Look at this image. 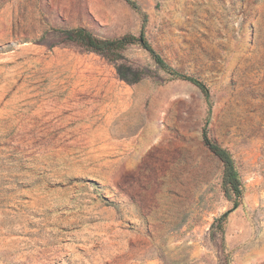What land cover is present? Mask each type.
<instances>
[{"label":"rangeland","instance_id":"1","mask_svg":"<svg viewBox=\"0 0 264 264\" xmlns=\"http://www.w3.org/2000/svg\"><path fill=\"white\" fill-rule=\"evenodd\" d=\"M136 1L148 42L209 102L137 45L128 84L64 41L138 36L122 0H0V264H264V0ZM208 103L244 185L222 234Z\"/></svg>","mask_w":264,"mask_h":264},{"label":"trees","instance_id":"2","mask_svg":"<svg viewBox=\"0 0 264 264\" xmlns=\"http://www.w3.org/2000/svg\"><path fill=\"white\" fill-rule=\"evenodd\" d=\"M122 1L141 17L142 26L138 36L123 35L119 37L105 38L99 37L90 30L81 27L61 31V35L65 39L64 41L76 46L84 52L93 53L112 63L116 67L120 79L128 84H135L144 77V73L142 71H138L126 64H123L125 59L124 52L128 47L137 45L149 55L158 70L163 71L172 79L187 81L197 86L209 102V90L204 83L194 77L179 73L177 70L172 68L148 42L144 33L145 26L148 22V16L139 3L136 0ZM210 105L211 104L208 103V117L201 128V138L208 150L222 164L220 183L221 191L225 199L232 204L231 208L217 218L214 224L211 225V229L216 228L218 232L222 234L224 230L223 224L225 223L227 216L229 213L236 210L242 202L244 185L231 153L226 148L221 147L208 134L207 128L209 115L211 113Z\"/></svg>","mask_w":264,"mask_h":264},{"label":"bare ground","instance_id":"3","mask_svg":"<svg viewBox=\"0 0 264 264\" xmlns=\"http://www.w3.org/2000/svg\"><path fill=\"white\" fill-rule=\"evenodd\" d=\"M130 113H131V112H130ZM122 114H123V113H122ZM124 114H125V113H124ZM126 114H127V113H126ZM126 114H125L126 117L129 116V115H131V114H127V115H126ZM138 114H139V113H138ZM125 116H124V117H125ZM122 118H123V116H122ZM122 118H121V119H122ZM117 121H118V119H117ZM127 129H128V128H127ZM134 129H135V128H134ZM127 133H128V132H127ZM127 133H126V134H127ZM121 134H122V133H121ZM122 135H123V134H122ZM118 136H119V135H118Z\"/></svg>","mask_w":264,"mask_h":264}]
</instances>
